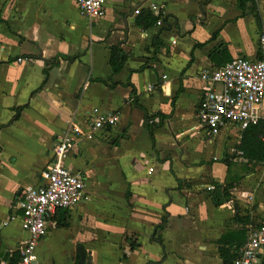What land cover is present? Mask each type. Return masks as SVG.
<instances>
[{"label": "crops", "instance_id": "0c3cea01", "mask_svg": "<svg viewBox=\"0 0 264 264\" xmlns=\"http://www.w3.org/2000/svg\"><path fill=\"white\" fill-rule=\"evenodd\" d=\"M144 8L160 16L148 29L136 22ZM263 27L264 0H106L101 18L74 0H0V264L20 259L28 237L22 189L40 182L71 123L89 130L96 107L118 121L66 154L87 198L57 211L38 264H77L80 248L88 264H229L220 247L234 252L264 223V161L244 156L236 126L205 132L199 76L260 58ZM117 45L128 58L116 73Z\"/></svg>", "mask_w": 264, "mask_h": 264}, {"label": "built area", "instance_id": "2783aa9c", "mask_svg": "<svg viewBox=\"0 0 264 264\" xmlns=\"http://www.w3.org/2000/svg\"><path fill=\"white\" fill-rule=\"evenodd\" d=\"M74 1L88 17L101 18L106 14V0ZM259 46L261 55L256 60L235 57L221 67L205 68L200 72L202 86L198 116L208 135L218 136L232 126L245 130L264 119V27L259 34ZM18 60L22 61V58ZM152 89L153 86H149V90ZM117 121V114L96 107L89 116L88 131L71 123L58 136L53 158L41 171L40 182L25 186L19 196V207L23 209L21 227L28 237L19 246L20 259L16 264H38V244L56 226L54 217L57 211L74 208L87 198L82 173L64 164L74 142L83 137L92 138L97 130L114 126ZM238 153L243 154L242 151ZM152 171L150 168L149 173ZM263 250L264 223H261L249 230L234 264H258Z\"/></svg>", "mask_w": 264, "mask_h": 264}, {"label": "trees", "instance_id": "16d2710c", "mask_svg": "<svg viewBox=\"0 0 264 264\" xmlns=\"http://www.w3.org/2000/svg\"><path fill=\"white\" fill-rule=\"evenodd\" d=\"M241 1V5L243 0ZM160 16L154 14L151 9H141L138 12L136 22L143 29H148L152 26H155L159 20ZM157 50L162 45V42L159 37H157L153 43ZM128 58V53L121 46H112L111 47V59L110 63L114 72H119L124 67ZM133 104H137L136 98L133 100ZM153 116H149L146 113V120L149 122ZM151 125V124H150ZM238 148L244 152V156L250 160L262 162L264 161V119H262L258 124L249 126L243 131L242 139ZM58 225L66 226V222H62L58 219ZM247 237L244 242H240L235 246L234 252L231 251L224 243L220 247V254L223 257L224 261L229 264H233L234 260L238 256L239 248L246 242ZM13 259V258H12ZM10 259L9 264H16ZM15 259V258H14Z\"/></svg>", "mask_w": 264, "mask_h": 264}, {"label": "water", "instance_id": "95a60500", "mask_svg": "<svg viewBox=\"0 0 264 264\" xmlns=\"http://www.w3.org/2000/svg\"><path fill=\"white\" fill-rule=\"evenodd\" d=\"M79 252H80L81 257H80L77 264H88V262L86 261V254H85L84 250L80 248Z\"/></svg>", "mask_w": 264, "mask_h": 264}, {"label": "rangeland", "instance_id": "374dc122", "mask_svg": "<svg viewBox=\"0 0 264 264\" xmlns=\"http://www.w3.org/2000/svg\"><path fill=\"white\" fill-rule=\"evenodd\" d=\"M263 114H264V112H263ZM42 253L43 254L40 253L39 258L42 259V260L44 259L47 262V257H48L47 248L44 247L42 249ZM37 254H38V249H37ZM41 255H43V256H41Z\"/></svg>", "mask_w": 264, "mask_h": 264}]
</instances>
